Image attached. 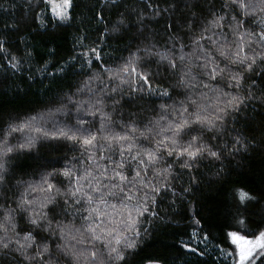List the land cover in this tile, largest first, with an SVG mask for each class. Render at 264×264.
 <instances>
[{
    "label": "trees",
    "instance_id": "trees-1",
    "mask_svg": "<svg viewBox=\"0 0 264 264\" xmlns=\"http://www.w3.org/2000/svg\"><path fill=\"white\" fill-rule=\"evenodd\" d=\"M61 2L0 0V223L16 225L0 236L31 231L50 264H241L252 246L230 234L264 235V3L71 0L61 18ZM241 44L251 67L229 58ZM193 137L204 150L181 155ZM45 178L60 193L47 231L18 207L47 195ZM14 248L0 264H29ZM243 264H264V248Z\"/></svg>",
    "mask_w": 264,
    "mask_h": 264
},
{
    "label": "snow or ice",
    "instance_id": "snow-or-ice-1",
    "mask_svg": "<svg viewBox=\"0 0 264 264\" xmlns=\"http://www.w3.org/2000/svg\"><path fill=\"white\" fill-rule=\"evenodd\" d=\"M231 3L236 4L239 3L241 8L245 7V3L244 0H231ZM261 3H264V0H261ZM71 6V0H63V11L62 12H58L57 15L60 16L61 18H66L67 17V10L68 8ZM185 7L188 6V4L186 3L184 5ZM223 19V17L219 16V14H214V18L212 21L209 22V24L212 27H217L219 26V22L220 20ZM203 38V37H202ZM262 40H264V36L260 37ZM244 52V47L241 44L239 46V51L232 53L230 55V59L232 60L233 63H241L243 64L246 60H250L251 63L248 65V67H251L252 64L255 63V59L253 57H249L246 55H241V53ZM221 55H224L223 52H221ZM97 58H99V56L97 55ZM215 71V69H214ZM220 71H223V69H220ZM215 78V77H213ZM233 79L237 80V83L239 82V77L238 76H234ZM236 97H233L232 99H230L227 103L228 106H233L234 105V101L236 100ZM216 119H220V117H216ZM200 123H204L207 124L209 126H214V121L211 118H201L199 120ZM187 126V122L183 123V124H178L175 125V129L173 132V137H169V142L172 145H176V140H175V136L179 135L180 131ZM173 126L169 125V128L171 129ZM13 130H19V129H13ZM126 137H119L116 139H125ZM95 140V137H91L87 140L84 141L85 145H91L93 143V141ZM196 137H193V142H190L189 145L187 147H185L183 149V151L180 153L181 155H188L189 158H194L195 156H197L201 151L204 150L203 146H198L196 148L195 151L192 150L193 148V143L195 142ZM160 144H164V141L161 140L159 141ZM0 147H2V145H0ZM8 151H11V149L9 148ZM173 151H175V148H173ZM3 153L0 152V155H2ZM169 154H172L171 152ZM211 155L215 156L216 153L215 152H211ZM148 156V162L149 163H153L156 160V152H149L147 154ZM133 160L136 159L135 156L132 157ZM144 161H141V163H143ZM116 168H120L122 167V165L117 164L115 166ZM0 170H2V165H0ZM65 175H72L71 171L69 170L68 172L65 173ZM88 175L90 174H86L83 177H80L79 179H87ZM137 175L139 176V173H137ZM115 176L119 177L121 181L126 180L127 178L124 177L122 175V173L120 172H116ZM3 177L0 176V180H2ZM44 185H46V187H44ZM82 188V185H81ZM81 188H75L74 190H70L68 195L72 196V197H78L80 195L81 192ZM29 190H36L34 188H32V186H29ZM39 191L42 193H46L47 195H44L43 199H38V198H34L32 200H28L25 198H21L20 203L18 205V207L22 208L25 212H29V216H28V220L29 223H31L34 227L36 228H43V230L47 231L51 229L52 226V222L50 220H48L47 217V213H45L43 210L44 208H46L49 204H52L55 202L56 199V195L60 194L59 190L55 189V185H53L52 183H50L47 178H45L42 182V185L39 186ZM241 199H246L247 196L245 193H241L240 194ZM68 201L66 200L65 203H67ZM78 202V201H77ZM89 202H91V197H89ZM4 221L7 222V227L5 225V223H0V232H3L5 235H7V232L9 230L15 232L16 229V225L13 222V218L10 215H7L4 217ZM42 221H46V224H42ZM90 231H92L93 233V239H100L99 236L95 235V229H89ZM61 231L63 232V229H61ZM235 241H241L242 243H247V244H252V249L248 250V254H245V250L241 249V264H243V261L246 260L248 258L249 255H251V251L259 246L264 248V235L261 236V238L256 241V242H251V241H244L242 237H238L236 236L235 233H231L230 234ZM116 243L119 244L120 241L116 240ZM10 244H15V248L13 249L17 255L20 257V259L24 260V261H28L29 264H31V262H35V264H50V257L49 259H45V257L49 256V247L48 245L45 244H39L36 241V237L33 235V233L31 231H28L26 233H24L22 236L19 233H16L14 238H10L7 242H5V238L4 236H0V250H4V249H9L10 248ZM129 247H131L132 245L129 244ZM35 247V254L34 255H30L29 254V249ZM61 251L64 252L65 255H70L73 256L76 260H79L81 258L82 254H76L73 253L69 250H67L66 248L61 249ZM111 253H115L116 254V258L117 259H122V257L119 255V253L117 252V249L115 247L111 248ZM91 259L93 262H95L97 253L95 251L90 253ZM9 264H18V262L15 260V258H13L12 261L9 262Z\"/></svg>",
    "mask_w": 264,
    "mask_h": 264
},
{
    "label": "rangeland",
    "instance_id": "rangeland-1",
    "mask_svg": "<svg viewBox=\"0 0 264 264\" xmlns=\"http://www.w3.org/2000/svg\"><path fill=\"white\" fill-rule=\"evenodd\" d=\"M62 5H63V2L52 4V9H55L58 12H62L63 11ZM256 241H258V240H255V241H252V242H256ZM248 246H252V244H248Z\"/></svg>",
    "mask_w": 264,
    "mask_h": 264
}]
</instances>
